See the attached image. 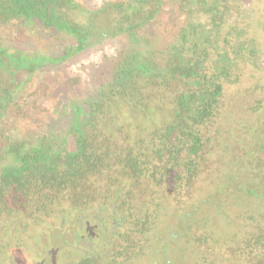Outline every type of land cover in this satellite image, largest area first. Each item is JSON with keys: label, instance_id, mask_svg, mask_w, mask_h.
I'll use <instances>...</instances> for the list:
<instances>
[{"label": "flooded vegetation", "instance_id": "obj_1", "mask_svg": "<svg viewBox=\"0 0 264 264\" xmlns=\"http://www.w3.org/2000/svg\"><path fill=\"white\" fill-rule=\"evenodd\" d=\"M146 1L98 0L89 4L71 0V18L62 16L49 23L45 16L30 14L14 19V29L0 39V51L10 63L5 78L11 88L10 102L0 99L6 107L0 108V125L7 114L9 121L4 120L2 126L23 129L20 137L4 140L1 167L10 171L28 160L76 156L96 134L101 111L112 106L110 91L133 63L153 65L154 80H159V73L164 74L174 103L177 96L186 98L194 85L208 81L213 89L221 85L222 107L210 122V136L204 141L209 144L208 157L214 153L216 157L224 142L221 138L227 140V131L221 127L226 85L235 84L239 76L250 79L242 94L252 101L250 110L261 107L264 99L250 97L264 80V62L256 60L255 54L257 46L264 47V28L258 24L260 9L255 14L252 10L261 0ZM118 6L123 8L121 13H117ZM166 58L165 69L160 65ZM174 105L171 103V109ZM231 152L235 157L242 153L235 147ZM201 161L199 169L206 176L207 161ZM260 172L264 176V169ZM263 227L264 222L253 221V234L261 233Z\"/></svg>", "mask_w": 264, "mask_h": 264}, {"label": "trees", "instance_id": "obj_2", "mask_svg": "<svg viewBox=\"0 0 264 264\" xmlns=\"http://www.w3.org/2000/svg\"><path fill=\"white\" fill-rule=\"evenodd\" d=\"M146 2L145 0L144 3ZM118 7L117 13H121L123 8ZM73 8L71 0H0V39H5L6 35L14 29L16 26L14 19L33 14L39 17L45 16L51 23L53 19L57 20L62 16L65 19L71 18ZM145 8L147 9L148 6ZM70 24L76 27L75 22L71 21ZM129 26L133 29L131 32L135 33L133 24ZM167 63L168 58L163 60L160 66L166 69ZM9 64L6 53L0 51V99H5L8 103L11 88L7 84L5 70ZM152 68L154 69V66L151 64L140 66L133 63L127 66L126 74L108 95L112 106L109 110L101 111L96 134L91 140H86L76 156L68 160L43 162L28 160L24 161L18 169L10 171L0 166V232L5 231L7 222L11 221L5 222V218L9 219L17 209L27 210L28 208L31 212H35L43 208L44 211L49 212L51 210L48 209L49 206L63 200L70 201L76 209L77 202L81 198L84 199V204L92 205L93 196L90 192L93 182L91 180L95 182L103 180L105 183L102 181L96 186V190L100 191L96 197L97 208L92 205L91 209L85 210V214L97 212L96 209L107 210L112 220H121L122 231L119 236H123V239L118 245V250L108 254L106 258L103 257L102 262L98 264H129L139 256L147 241L146 236L153 226L157 206L152 210L146 205L141 210L135 203L138 193L129 190L116 193L111 188L115 187L119 180L126 186H131L132 189L145 181L147 186L155 187L150 194L157 193L158 198L166 196L168 199L170 196L177 204L181 196H189L196 182L206 179L209 175L207 172L208 174L203 176L202 170L199 169L203 158L207 161L205 167L207 171L212 165L208 155L206 156L209 144L204 141L210 136V122L217 117L222 107L219 97L222 87L217 84L213 89L210 81L203 82L201 86L194 85L193 91L185 94L186 98L177 96L174 103L175 97L173 93L171 95V86L167 77L159 73V80H154ZM199 83L200 81H197V84ZM151 100H156L162 105L166 103L170 106L171 103L175 105L173 109L170 108L167 123L141 137L139 126L133 124L138 117L135 107L143 105L145 109ZM17 103L15 100L14 104ZM0 108L6 109L4 103H0ZM9 118L6 114L1 120L0 149L4 147V140L7 137H20L23 129L14 125L2 126L4 120L9 121ZM119 120L127 122L124 125L125 133L122 132V126L116 125V128L112 126ZM205 132H208L207 136ZM119 142H121L120 145ZM260 144L262 146L259 145L260 150L263 151L256 152H259L257 160L263 159L264 138ZM115 166L119 169L117 171L115 169L114 172L120 177L112 179L108 175ZM105 171L108 173L104 174ZM231 174L225 177L228 181L226 187L238 191L237 184L232 182L235 176ZM243 180L248 178L245 177ZM259 180L262 194H264L262 174ZM170 189L174 190L173 193L169 191ZM110 191L113 201L104 202V198L110 194ZM256 219L264 220V216L254 219L248 217L246 220ZM263 232L264 230L255 235L250 230L246 231L241 238L237 239L234 246L231 243L235 248L229 244L225 249L238 251L234 257L239 260V264H264ZM84 259L86 262L89 260L87 257ZM85 261L81 263L84 264Z\"/></svg>", "mask_w": 264, "mask_h": 264}, {"label": "rangeland", "instance_id": "obj_3", "mask_svg": "<svg viewBox=\"0 0 264 264\" xmlns=\"http://www.w3.org/2000/svg\"><path fill=\"white\" fill-rule=\"evenodd\" d=\"M85 1L92 4L98 0ZM253 6L254 14L256 9H260L261 18L258 19V24L264 28V0ZM255 54L256 60L264 62L262 45L260 48L257 46ZM249 80L239 76L235 84L231 82L224 87L226 107L223 110L221 127L227 131V140L220 139L224 142L216 157L215 153L214 156L209 155L210 161L216 162L212 163L208 177L196 182L189 196H181L177 204L170 196L168 199L166 196L158 198L157 193L150 194L155 187L147 186L145 181L132 189L119 180L111 188L116 193L127 190L138 193L135 203L141 210L146 205L152 210L157 206L156 217L146 236L145 246L139 256L129 264H239V260L236 262L234 257L238 251H226V246L237 242L244 232H251L253 221L264 222L259 219L246 220L248 217L254 219L264 216V194L259 184L261 169H258L264 168V155L260 159L261 163L257 156L256 159L254 157L257 151H263L260 150V143L264 138V80L263 87L254 90V94L250 95L251 98L255 95L257 99L263 100L261 107L253 111L250 110L252 101L242 94L250 84ZM257 81L255 85H259ZM170 108V104L162 105L156 100H151L145 109L143 105L136 106L138 117L142 115L133 121L134 126L138 125L141 130L139 135L144 137L148 132L167 123ZM125 123L127 122L119 120L112 126H122V132L125 133ZM235 141L236 146H233ZM248 141L254 143L250 144ZM229 146L231 147L228 151L225 148ZM232 147L242 153L239 152L237 157L233 156ZM112 169L108 176L112 179L120 177L114 172L119 167ZM229 171L235 176L232 182L237 184L238 191L226 187L228 181L225 177L231 174ZM106 173L108 171L104 174ZM245 177L248 180L244 181ZM102 181L91 180V201L95 208L96 197L100 192L96 190V186ZM110 195L111 191L104 198V202L113 201V196ZM83 200L79 199L76 209L70 201L63 200L49 206V212L43 208L35 212L28 208L14 210L9 219L5 218V222L11 220L6 224L7 229L0 232V263L83 264L81 262L87 257L89 260L84 264H98L103 257L116 252L123 239V236H119L122 231L121 220H112L105 209H96L97 212L85 214V210L92 205L84 204ZM187 215L189 216L186 217Z\"/></svg>", "mask_w": 264, "mask_h": 264}]
</instances>
